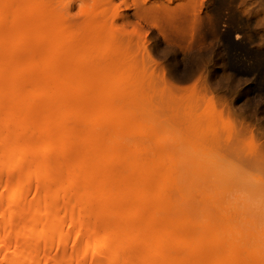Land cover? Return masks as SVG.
<instances>
[{
	"label": "bare ground",
	"instance_id": "1",
	"mask_svg": "<svg viewBox=\"0 0 264 264\" xmlns=\"http://www.w3.org/2000/svg\"><path fill=\"white\" fill-rule=\"evenodd\" d=\"M3 10H9L14 24L0 32V94L14 96L9 103L0 100V138L8 139V144H0V164L8 161V169L18 171L19 163H28L25 171L31 178L42 174L45 182H51V165L27 153L72 152L66 163L68 175L56 183L65 187L66 182L90 180L78 185L68 200L92 197L82 210L98 214L83 242L91 258L111 240L108 264L118 260L125 264H264L259 245L230 238L231 233L241 232L229 230L226 217L218 223L212 222L211 215L198 218L194 187L198 166L166 163L160 152L153 151L165 134L177 135L178 127L167 121L149 91L144 70L124 46L112 38L108 53L101 51L100 21L72 25L49 0H0ZM210 103L197 109L202 124L188 129V142L200 148L214 144L219 137L217 125L223 121L224 105L213 98ZM226 122L235 125L234 119ZM58 125L62 141L54 145L48 127ZM244 130L264 148L252 129ZM136 137L143 140L135 141ZM119 149L131 152V162L116 163ZM201 169L205 176L213 172L209 164ZM22 183V177L2 183L0 176V226L17 216ZM40 198L44 209H57L58 214L43 228L27 221L21 232L26 240L8 248L16 256H5L0 264L39 260L34 252L36 237L63 238L68 220L81 226L72 214L60 212L57 195L41 192ZM30 209V219L44 217L40 203ZM125 248L131 250L120 252Z\"/></svg>",
	"mask_w": 264,
	"mask_h": 264
},
{
	"label": "rangeland",
	"instance_id": "2",
	"mask_svg": "<svg viewBox=\"0 0 264 264\" xmlns=\"http://www.w3.org/2000/svg\"><path fill=\"white\" fill-rule=\"evenodd\" d=\"M49 2L72 25L87 26L100 21L103 53H108V41L112 38L128 50L144 70L149 91L167 121L179 130L177 135L165 134L153 151L160 152L159 158L166 163L174 160L182 166L190 163L198 166L194 185L198 218L211 215L212 222L218 223L219 218L226 217L227 228L241 232L237 236L231 233L230 238L259 245L264 255V148L258 147L244 132L245 128L252 129L264 144V0ZM0 15L1 32L13 25L14 19L9 10L0 11ZM13 96L12 92H3L0 100L9 103ZM210 98L224 105L225 112L223 121L217 125L219 137L212 146L200 148L188 142V129L190 125L202 124L197 109L211 104ZM192 110L196 112L194 117L190 115ZM229 118L235 120V125L226 122ZM48 129L54 134L53 144L61 143L60 126ZM1 137L0 144H8L6 136ZM27 154L51 165L53 181L45 182L42 174L31 178L25 171L28 165L25 162L18 164V171L8 169V161L0 164L2 183L22 177L24 192L17 199V216L0 226V262L5 256L7 259L16 256L8 248L26 240L21 232L28 222L43 228L54 220L59 210L44 209L41 205L40 193L48 192L50 197H59L60 212L72 214L81 226L68 220L63 238L47 241L44 235L36 237L34 252L39 260L18 264H108L105 259L111 250V240L93 258L90 249L83 245L89 227L98 216L93 210L82 211L92 197L68 200L78 185L88 184L90 180L66 182L65 187L56 183L68 175L66 163L73 158L72 152L38 155L30 150ZM131 158L129 150H117L116 163H128ZM204 163L213 166V172L207 176L201 169ZM37 203L44 217L32 220L30 207ZM130 250L125 248L120 252ZM116 264L125 263L118 260Z\"/></svg>",
	"mask_w": 264,
	"mask_h": 264
}]
</instances>
